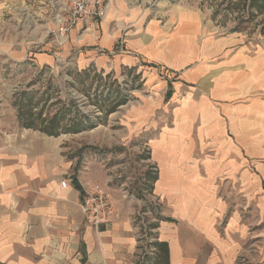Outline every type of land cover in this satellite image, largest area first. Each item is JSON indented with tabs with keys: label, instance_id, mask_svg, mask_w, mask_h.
<instances>
[{
	"label": "crops",
	"instance_id": "crops-1",
	"mask_svg": "<svg viewBox=\"0 0 264 264\" xmlns=\"http://www.w3.org/2000/svg\"><path fill=\"white\" fill-rule=\"evenodd\" d=\"M261 37L220 31L191 7L108 0L103 19L26 56L127 86L124 112L108 117L123 118L127 137L144 135L155 179L144 199L127 197L97 160L76 167L61 136L0 127V264H144L139 219L150 202L160 216L151 264H237L246 213L264 215ZM94 188L114 207L97 228L80 208Z\"/></svg>",
	"mask_w": 264,
	"mask_h": 264
},
{
	"label": "rangeland",
	"instance_id": "rangeland-1",
	"mask_svg": "<svg viewBox=\"0 0 264 264\" xmlns=\"http://www.w3.org/2000/svg\"><path fill=\"white\" fill-rule=\"evenodd\" d=\"M143 1L154 7L197 9L223 32L243 27L256 33L264 28V0ZM64 2L68 0H0V127L9 131L26 129L22 121L29 113L34 117L41 114L38 122L35 119L38 127H47L41 120L53 119L58 122L54 130L56 137H62L65 152L76 167L83 160H97L108 171L110 186L127 197L144 199L151 188L148 177L155 173L147 162L145 137H127L121 129L123 118L118 113L108 117L117 111L118 105L125 103L127 86L97 75L41 68L26 57L46 42L60 48L55 43L54 17ZM11 54L22 55L21 59L25 57V60L16 62ZM27 103L31 106L24 109ZM144 212L151 213L154 220L160 218L151 202ZM245 216L250 237L237 264H264V215L261 219L249 213ZM155 225L156 222H150L147 228ZM255 229H258L256 236ZM145 233L144 240L148 241L155 235L149 230ZM154 244L146 245L152 248Z\"/></svg>",
	"mask_w": 264,
	"mask_h": 264
},
{
	"label": "built area",
	"instance_id": "built-area-1",
	"mask_svg": "<svg viewBox=\"0 0 264 264\" xmlns=\"http://www.w3.org/2000/svg\"><path fill=\"white\" fill-rule=\"evenodd\" d=\"M108 0H68L67 3H62L59 6V12L55 15V26L57 28L54 33L55 43L57 46H62L68 39L69 32L75 28L79 23L86 20H100L106 15ZM68 180L61 183V187L65 188ZM153 203V202H151ZM81 211L84 215L85 223L95 228L106 223L113 213L114 207L110 194L97 191L95 188L87 192L84 199L80 203ZM146 212L143 215L141 231L142 241L146 247V257L144 264H151L155 255L154 245L152 248L147 247V242H155V237L150 241L144 240L146 231L154 233V228H147L150 222H157ZM155 236V235H154Z\"/></svg>",
	"mask_w": 264,
	"mask_h": 264
},
{
	"label": "trees",
	"instance_id": "trees-1",
	"mask_svg": "<svg viewBox=\"0 0 264 264\" xmlns=\"http://www.w3.org/2000/svg\"><path fill=\"white\" fill-rule=\"evenodd\" d=\"M245 29H247V28H245ZM245 29L243 27H240V28H237V29H234V30H245ZM260 31L261 32H264V28L263 29H260ZM30 106H31L30 103H27V105L24 107V109L25 108H28L29 109ZM23 115H24V113L22 115H20V118ZM37 115L38 116H35L34 117L33 114L29 113V115H27L25 117V119H23L22 126L25 127L26 129H33L35 131H39L41 133H44V134H46L48 136H55L56 137L57 133H55L54 130L57 128V126H58L57 123L58 122L55 121V120H53V119H46L45 118V119L41 120V123L42 124H45L47 127H43V126H39L38 127V125H36L37 123H35V119H36V122H38L41 119V114L38 113ZM148 178L151 180V183H152L154 181V179H155V173H154V175H152V177L149 176ZM74 183H75V186L77 187V184H76L75 181H74ZM77 188H79V187H77Z\"/></svg>",
	"mask_w": 264,
	"mask_h": 264
}]
</instances>
